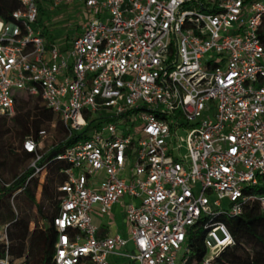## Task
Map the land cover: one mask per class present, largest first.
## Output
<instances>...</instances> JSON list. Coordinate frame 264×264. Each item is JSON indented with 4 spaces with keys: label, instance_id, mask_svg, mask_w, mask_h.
<instances>
[{
    "label": "built area",
    "instance_id": "2783aa9c",
    "mask_svg": "<svg viewBox=\"0 0 264 264\" xmlns=\"http://www.w3.org/2000/svg\"><path fill=\"white\" fill-rule=\"evenodd\" d=\"M19 4L0 18V116H13L18 94L39 96L78 136L56 156L66 181L52 264H215L234 245L216 219L250 201L264 213V0ZM62 5L89 19L65 44L48 43L31 25L39 8ZM40 144H22L34 176ZM115 205L128 236H99L93 217ZM200 221L196 261L185 241ZM0 264L26 263L6 246Z\"/></svg>",
    "mask_w": 264,
    "mask_h": 264
},
{
    "label": "trees",
    "instance_id": "16d2710c",
    "mask_svg": "<svg viewBox=\"0 0 264 264\" xmlns=\"http://www.w3.org/2000/svg\"><path fill=\"white\" fill-rule=\"evenodd\" d=\"M19 0H0V18L8 20L11 13L19 8ZM43 13V8H39V15ZM38 24H41L38 19ZM47 42H53L46 34ZM69 39V38H68ZM259 39L264 45V22L260 27ZM39 101L41 104H31V99ZM19 104L16 114L10 118L16 129L18 138V148L15 150L20 157L18 165L34 158L33 154L26 153L22 149V144L27 138H32L37 144L41 142L40 131L46 132L44 127L52 124L54 114L45 106L39 96H29L20 93L16 96L15 105ZM7 116H0V123L6 120ZM58 127L63 134V140L50 146L47 150L39 151L41 158L36 163L37 167L46 171L43 180H38L34 174V168H25L20 173L12 175L11 182H3L0 179V211L9 213L8 201L13 194L19 191V195L30 205L34 206L37 214L43 220V227H35L32 232L27 233L29 218L21 219L16 216L12 223L8 225V242L0 244V257L8 247L14 258L24 257L26 264H52L54 253V243L56 231L52 225V219L56 216L59 203L63 194L58 187L66 181L63 173L66 165L56 160V156L71 145L78 136L68 137V130L57 120ZM3 132L0 131V139H3ZM5 146L0 144V152ZM2 149V150H1ZM13 153L11 150H9ZM5 160V159H3ZM4 161L0 162V166ZM13 170V169H12ZM14 171V170H13ZM12 171V172H13ZM15 172V171H14ZM41 190L40 201L36 200V190ZM223 223L234 239L232 247L225 248L215 259V264H264V213L260 211L258 201H250L243 206L239 216H220L216 219ZM205 222L200 221L190 227L186 235V245L190 248L193 258L200 261L205 254ZM245 240L252 242L254 251L249 252L245 248Z\"/></svg>",
    "mask_w": 264,
    "mask_h": 264
},
{
    "label": "rangeland",
    "instance_id": "374dc122",
    "mask_svg": "<svg viewBox=\"0 0 264 264\" xmlns=\"http://www.w3.org/2000/svg\"><path fill=\"white\" fill-rule=\"evenodd\" d=\"M41 24L34 23L31 25L33 30H40L43 34H47L50 40L57 42L60 45L65 44L72 37H76L79 33L80 26L89 19V15L86 14V10L79 5H62L59 8L48 11L43 8V13L39 15ZM69 38V39H68ZM34 97V96H32ZM31 104H41L34 98L31 99ZM19 108V104L15 105V110L13 116L16 114V110ZM12 116H7L3 123H0V131L3 132V139H0V144H3L6 148L1 149L0 152V162L4 163L0 166V179L3 182H11L12 175L14 173H20L25 168L30 167L32 160L26 161L18 165L20 157L16 154V149L18 148V138L16 136V129L14 123L10 120ZM54 125V127H52ZM46 130V135L41 138L40 150L44 151L50 148V146L59 143L63 140L62 131L57 124V118H54L52 124L46 125L44 127ZM178 135L181 138L186 136L185 132H179ZM11 150L13 153H11ZM5 159V160H3ZM15 171H13V170ZM13 171V172H12ZM46 176V171L43 173L36 174L35 177L38 180H43ZM259 187L264 188V184L259 183ZM41 190L38 188L36 190V200L40 201ZM257 196H262L258 193ZM8 207L10 209L9 213L4 210L0 211V244L8 242L9 229L8 225L13 222L14 218L18 216L21 219L29 218L31 223L28 225L27 233L32 232V230L37 227L38 229L43 227V220L37 214L34 206L30 205L21 195L19 191L15 192L13 196L8 201ZM245 248L249 252L254 251L252 242L245 240ZM183 253V251H182ZM209 250L205 255V258H209Z\"/></svg>",
    "mask_w": 264,
    "mask_h": 264
},
{
    "label": "crops",
    "instance_id": "0c3cea01",
    "mask_svg": "<svg viewBox=\"0 0 264 264\" xmlns=\"http://www.w3.org/2000/svg\"><path fill=\"white\" fill-rule=\"evenodd\" d=\"M93 223L99 229V236H112L115 234H120L123 237L128 236V228L124 224L119 205L112 208V217L94 216Z\"/></svg>",
    "mask_w": 264,
    "mask_h": 264
}]
</instances>
